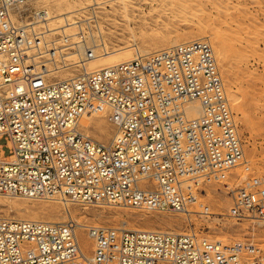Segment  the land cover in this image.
<instances>
[{"label": "built area", "instance_id": "2783aa9c", "mask_svg": "<svg viewBox=\"0 0 264 264\" xmlns=\"http://www.w3.org/2000/svg\"><path fill=\"white\" fill-rule=\"evenodd\" d=\"M30 1L0 0L1 195L185 212L214 179L231 199L230 216L264 221V174L225 180L227 170L250 168L208 39L87 71L90 47L78 50L81 38L57 45L66 42L61 30L48 38L47 11L29 14ZM66 51L75 62L65 64ZM73 64L81 70L57 77L55 66ZM103 109L113 125L108 143L80 127ZM75 228L71 218L0 216V264H264V250L248 241L101 225L87 229V257Z\"/></svg>", "mask_w": 264, "mask_h": 264}, {"label": "rangeland", "instance_id": "374dc122", "mask_svg": "<svg viewBox=\"0 0 264 264\" xmlns=\"http://www.w3.org/2000/svg\"><path fill=\"white\" fill-rule=\"evenodd\" d=\"M168 1L114 0L99 3L92 10L89 7L91 0H83V9L53 18L61 20L49 22V27H63V33L71 42L79 38L78 34L83 29L86 41L81 43L86 44L85 48L91 45V49H95L96 53L132 44L129 51L125 50L126 53L131 52L132 55L128 56L131 58L138 53L143 54L145 49L152 52L158 47L171 45L173 40L182 42L205 38L212 45L215 38L218 39L222 45V55L218 56L214 49L213 51L238 126L244 158L250 168L247 172L242 165L230 169L226 171L225 180L234 184L244 176L264 174V0ZM66 6L67 1H62L61 12L66 10ZM47 8L50 14L55 11L54 7ZM33 10V3L29 2L28 13ZM53 34L47 37L50 38ZM90 38L97 40L98 45L94 40L90 42ZM175 43L179 42L173 44ZM56 44L59 45V40ZM126 53L124 50L112 51L89 60L86 64L104 63L113 58L117 59V62L123 61L121 59L124 58L119 57ZM75 68L73 66L70 70ZM90 119L93 124L89 127L80 124L81 128L93 139L108 142L112 137L113 127L107 121L105 113L102 116L94 113ZM95 123H99L106 131L102 138H98ZM201 187L197 202L190 205L194 211L190 212L187 220L182 212L108 203H63L64 200L61 202L54 198L28 199L1 194L0 216L61 221L71 218L75 222L80 219L88 225L176 233L193 232L197 237L218 239L226 243L248 241L264 250V221L251 217L237 219L230 216L231 199L221 189V180L212 179ZM199 203L207 206V211L211 213H203ZM50 209L57 218L49 214ZM87 252H92L90 245ZM158 264L170 263L161 261Z\"/></svg>", "mask_w": 264, "mask_h": 264}, {"label": "bare ground", "instance_id": "6f19581e", "mask_svg": "<svg viewBox=\"0 0 264 264\" xmlns=\"http://www.w3.org/2000/svg\"><path fill=\"white\" fill-rule=\"evenodd\" d=\"M62 1H67V3H68V6H66V10L64 11V12H61V2ZM76 2H73V3H70L69 2V0H31L30 2H32L33 3V9H45L46 11H47V16L45 17V19H43L41 22H40V24L42 25V27H44V31H46L47 33H46V35H50L51 33H53V31H60V28H61V33H62V38L63 39H61V41H63L64 39H65V43H59V45H65V44H68V43H71V41H70V38L67 36V35H65L64 33H63V27H59V25L57 26H55V27H49V22H54V21H57V20H61V19H53V18H59V17H61L62 15H67V14H69V13H73V12H75V11H77V10H79V9H83V7H85V5H82V2H83V0H75ZM87 1H90V0H85V2H87ZM108 1H114V0H91V3H90V5L91 6H89V7H91L92 8V10H93V8H95V6H97L99 3H103V2H108ZM115 1H123V0H115ZM165 1V0H164ZM171 1H173L174 2V0H169L168 2H171ZM35 4V5H34ZM168 4V3H167ZM36 6V7H35ZM170 6H171V3H170ZM47 7H54L55 8V11L54 12H52L51 14L49 13V9L47 8ZM65 8V7H64ZM171 8V7H170ZM92 13V12H91ZM52 24V23H51ZM61 25V24H60ZM64 25H66V24H64ZM82 31H80L79 32V38L76 36V35H74L76 38H78V39H76V40H73L72 42H75V41H79V39L81 38V40H85L86 41V36H85V32L83 31V29H81ZM149 33V32H148ZM192 38H197V37H192ZM91 40H94L95 42H96V44L98 45V42H97V40H95L94 38H90V42H91ZM57 41V40H56ZM188 41V40H187ZM174 42H180V41H178V40H173L172 41V44L174 43ZM87 45H89L88 43H87ZM75 46H77L78 47V50H80L81 52H83V50L85 49V46H86V44H82V43H75ZM164 46V45H163ZM212 46H213V49L215 50V53L218 55V56H221L222 55V51H221V46L222 45H220V43H219V40L218 39H216L215 38V40L213 41V43H212ZM89 47H90V50L93 52V57H91V58H89L88 60H87V62L89 61V60H93V59H95V58H97V57H100V56H102V55H105V54H107V53H111L112 51H120V50H124V52L126 53V51L125 50H127V51H129L130 49L129 48H132V44H130V45H126V46H121V47H118V48H115V49H112V50H110V51H106V52H101V53H96V50L95 49H91V45H89ZM135 48L137 49V45L135 44ZM159 48H162V47H158V48H156V50L157 49H159ZM129 49V50H128ZM135 49V50H136ZM68 52H70V53H74L73 51H66L65 52V54H64V60L65 61H67V63H65V64H69V63H73V62H75L76 61V57H77V55L74 53V54H70V53H68ZM137 52V51H136ZM149 53L148 52V50L147 49H145L144 50V53ZM143 53V54H144ZM132 54H131V52H127L126 54H123V55H121V57H119L120 59L121 58H124V59H126L128 56H131ZM75 56V57H74ZM61 57V56H60ZM62 58V57H61ZM71 58V59H70ZM128 58H130L131 59V57H128ZM126 59V60H129V59ZM133 58V57H132ZM220 58V57H219ZM124 59H121V60H123V61H125ZM117 59H115V58H113L111 61H116ZM111 61H106V62H104V63H94V64H85V68H86V70L87 71H92V70H96V69H99V68H103V67H106V66H108V65H111V64H114V63H118V62H121V61H116V62H112L111 63ZM86 62V63H87ZM64 65V64H63ZM73 66L74 67H76L75 68V70H70V68H68V67H61V65L60 66H55L54 68V72H55V74L57 75V77L58 78H67V77H71V76H73L74 74H76L77 72H79L80 70H81V68H80V66H77V65H75V64H73ZM72 66V67H73ZM228 88V87H227ZM198 104V105H197ZM191 105H192V109H193V112H192V114L193 115H195V114H197V113H199V110H200V105H199V103L197 102V101H194V102H192L191 103ZM195 105L197 106V107H195ZM104 113H105V116H106V118H107V121L112 125V123H111V121L109 120V110L108 109H103L102 111H100V112H97V113H95V115L97 114V116H102V115H104ZM81 125H83L84 127H89L91 124H93L92 123V120L90 119V116L88 117H84V118H82L81 119V123H80ZM81 125H80V127H81ZM95 127H96V129H97V133H98V138H102L103 136H105L106 135V131H105V129L99 124V123H95V125H94ZM112 127H113V125H112ZM82 129V128H81ZM83 130V129H82ZM84 131V130H83ZM85 132V131H84ZM86 133V132H85ZM113 134V133H112ZM111 140V139H110ZM109 140V141H110ZM108 141V142H109ZM100 142V141H99ZM108 142H106V143H108ZM102 143H104V142H102ZM228 171V170H227ZM225 175H226V173H225ZM211 181V180H210ZM218 181V180H217ZM4 196H6V195H4ZM6 197H10V196H6ZM54 199L55 200H59V201H63V199H59V198H56V197H54ZM65 202V200L63 201V203ZM66 203V202H65ZM63 209L65 210V207H63ZM194 211V209L192 208V207H188V211H185V212H182V213H185V219L187 220V219H189V214H190V212H193ZM48 212H49V214H51L52 215V217L53 218H57L56 217V215H54V211L53 210H48ZM206 213H211V212H208V211H205ZM67 214H68V211H67ZM26 219H29V218H26ZM34 219H36V218H34ZM39 220H42V219H39ZM46 221H52V222H60L61 220H58V219H45ZM75 225H76V228L75 229H77L76 230V234H77V237H78V240H79V243H80V246H81V249H82V251H83V253L87 256V257H90L91 255L90 254H92V252H90V253H88L87 252V248H88V245H90L91 246V251H93V249H94V242H93V240H92V237L89 235V233L87 232V229H88V227L89 226H94V225H88L87 223H85V222H83L82 220H78L77 219V222H75ZM141 230H149V229H141ZM215 240H218V239H215ZM221 241V240H220ZM88 255H90V256H88Z\"/></svg>", "mask_w": 264, "mask_h": 264}]
</instances>
